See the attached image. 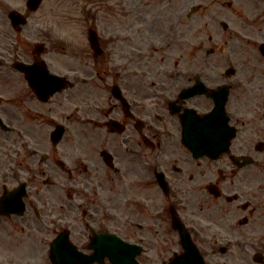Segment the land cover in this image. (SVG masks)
I'll return each instance as SVG.
<instances>
[{"label":"flooded vegetation","instance_id":"af4514ba","mask_svg":"<svg viewBox=\"0 0 264 264\" xmlns=\"http://www.w3.org/2000/svg\"><path fill=\"white\" fill-rule=\"evenodd\" d=\"M169 2L72 0L65 38L0 21V247L92 254L113 234L141 264H264V5ZM17 62L72 86L40 96ZM222 103L227 150L194 155L182 120Z\"/></svg>","mask_w":264,"mask_h":264},{"label":"rangeland","instance_id":"374dc122","mask_svg":"<svg viewBox=\"0 0 264 264\" xmlns=\"http://www.w3.org/2000/svg\"><path fill=\"white\" fill-rule=\"evenodd\" d=\"M6 1L11 3L9 5L11 6V8L22 9L23 12L26 11L25 13L29 15L30 17L29 21H31L32 23L49 22L55 24L56 26L59 25L60 27L66 28L64 30L68 32L69 31L68 27L72 22H74L75 14L72 8L71 0H58L60 3H58L57 0H45L44 4L40 8V11L36 13L28 12V9H26L25 6L26 0H6ZM163 1H167V0H163ZM229 1H233V4L235 6H239L242 5L244 0H218L219 3L214 2V0H170L169 6H171V11L169 10V12H179L180 9L181 10L183 9L184 2L186 6L187 5L190 6L193 3H196L198 5L201 4L202 6H207V5L220 6V5H228V3L226 2ZM248 4L253 6L264 5V0H247V3L244 2V5H248ZM165 6H168V2L167 5ZM0 13H2V10H0ZM0 21L8 22L7 19H5L1 15H0ZM158 42L159 41H157L156 43ZM156 58L157 59L155 63V69H163L162 66L164 64H162L160 61L161 57L159 53L156 55ZM62 122L66 123L64 119H62ZM11 242L15 243L14 239H11L9 237H6L4 239L3 246L0 247L1 259L7 258L9 261L11 260L10 264H50L48 253H40V252L34 253L32 250L26 249V247L29 248V246H24L25 249L16 248V247L11 248L10 245ZM145 263L150 264L149 261Z\"/></svg>","mask_w":264,"mask_h":264},{"label":"water","instance_id":"95a60500","mask_svg":"<svg viewBox=\"0 0 264 264\" xmlns=\"http://www.w3.org/2000/svg\"><path fill=\"white\" fill-rule=\"evenodd\" d=\"M40 0H30V3L33 4V8L36 9L38 6V3ZM13 17V22L17 23L19 22L20 19H18L17 16H12ZM214 123V114L210 116L206 121H205V128H206V134H205V144L202 136H198L197 129H194L195 125H193L192 122H187L186 127H185V143L189 148H191L193 151L197 152L198 150H201L202 146L206 145V152H212L216 150L215 148V143L216 141L213 139L214 136V129H213V124ZM195 130V131H193ZM58 135L62 133V130L57 131ZM223 136V135H222ZM219 139L223 144V147L227 144L228 140L226 137H222ZM3 203V202H2ZM1 203V205H2ZM5 203H3L4 205ZM4 209V208H3ZM61 246L60 241H56L53 244V247L59 248ZM55 248V249H56ZM70 252L67 251H62V252H57L53 251L51 253V260L53 264H71V254L75 252L73 248H69ZM137 253L132 252V253H125V254H120V253H109V257L112 260L114 264H138L135 261V256ZM96 258H102V254L99 253L96 255ZM84 260L86 261L85 264H90L91 262H94L95 259H91L89 257H85Z\"/></svg>","mask_w":264,"mask_h":264}]
</instances>
